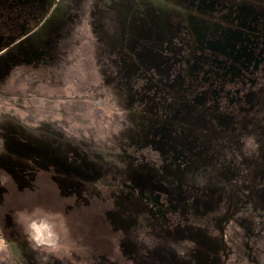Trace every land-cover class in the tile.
I'll return each mask as SVG.
<instances>
[{"label":"rangeland","instance_id":"obj_1","mask_svg":"<svg viewBox=\"0 0 264 264\" xmlns=\"http://www.w3.org/2000/svg\"><path fill=\"white\" fill-rule=\"evenodd\" d=\"M221 1L264 27V0ZM17 4L27 25L0 52V264H264V44L255 74L218 90L186 74L187 0Z\"/></svg>","mask_w":264,"mask_h":264},{"label":"flooded vegetation","instance_id":"obj_2","mask_svg":"<svg viewBox=\"0 0 264 264\" xmlns=\"http://www.w3.org/2000/svg\"><path fill=\"white\" fill-rule=\"evenodd\" d=\"M17 1L8 3L16 10L11 9L14 17L8 22L12 25L6 34H0V44L27 25L28 9L18 8ZM187 4L193 11L188 22L192 38L186 74L190 80L220 90L224 88L223 80L254 75L262 62L264 44L259 13L242 3L221 0H187Z\"/></svg>","mask_w":264,"mask_h":264},{"label":"water","instance_id":"obj_3","mask_svg":"<svg viewBox=\"0 0 264 264\" xmlns=\"http://www.w3.org/2000/svg\"><path fill=\"white\" fill-rule=\"evenodd\" d=\"M42 19H43V16L40 17V19L38 20L37 23L41 22ZM29 31H31L30 28H28L27 30H24V31L22 32V35L24 36V35L27 34ZM18 39H19V37H18ZM16 40H17V37H15V38L11 39L10 41H8V42L5 44V46H4L3 48H0V52H1L3 49H5V48L10 47L13 43H15Z\"/></svg>","mask_w":264,"mask_h":264}]
</instances>
